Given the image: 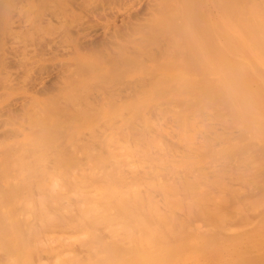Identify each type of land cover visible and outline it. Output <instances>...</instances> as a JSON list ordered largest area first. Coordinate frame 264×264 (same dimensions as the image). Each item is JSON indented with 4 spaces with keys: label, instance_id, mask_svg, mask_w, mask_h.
Listing matches in <instances>:
<instances>
[{
    "label": "bare ground",
    "instance_id": "bare-ground-1",
    "mask_svg": "<svg viewBox=\"0 0 264 264\" xmlns=\"http://www.w3.org/2000/svg\"><path fill=\"white\" fill-rule=\"evenodd\" d=\"M86 1L0 0V51ZM136 1L98 0L66 50L58 40L46 48L89 66L65 60L58 70L60 60L58 81L35 91L32 65L0 77L10 99L0 122L17 110L40 117L45 94L64 105L60 117L90 122L58 133L64 119L43 103L59 125L28 118L36 129L21 138L9 127L17 142L12 156L5 143L0 151V264H264V0ZM126 6L135 12L118 27ZM15 57H0L2 67ZM254 233L263 237L253 251L234 255Z\"/></svg>",
    "mask_w": 264,
    "mask_h": 264
},
{
    "label": "rangeland",
    "instance_id": "rangeland-1",
    "mask_svg": "<svg viewBox=\"0 0 264 264\" xmlns=\"http://www.w3.org/2000/svg\"><path fill=\"white\" fill-rule=\"evenodd\" d=\"M86 1V0H85ZM97 1L98 0H87L86 2H84V4H86V5H84L83 4V6H81V7H79V9H76V10H74V12L73 11H71V10H69V9H67L68 11H66V15H65V17H64V15H63V17H64V19L65 20H62V21H56V20H53V22H52V24H49V23H45L44 24V28H43V32L41 33V35H40V37L39 36H37V35H34V37H32V38H30V39H27V38H24L23 36H25V34H21V33H19V34H16L14 37H12L11 39H9V41H8V44L4 47V50L1 52V58H2V56H9L10 58H13L14 56H16L14 59H13V62H12V64L8 67V68H3L2 67V64L0 63V77H6L9 81L11 80V79H15L16 77H18V76H21L22 74H23V72H25V66H26V64H28V65H32V67H33V69L30 71V77H28V78H31L32 77V79L34 78V81H31L30 79H28V81H27V79H26V83H27V85L29 84V82L32 84V91H35L36 89H37V83H41L44 79H46V78H48V79H46V80H48V82H49V80L51 79V77H55V78H53V79H55V82L56 81H58V79H57V77H56V71L57 70H54V66L56 65L55 63L56 62H59L60 60L61 61H65V60H67V61H71L72 60V57L73 56H69V55H67L68 53H67V51H62V47H57V46H54L55 48H53V49H55V52L54 51H52L51 52V50H48V49H46V48H48V46H49V44H52L53 42H54V40L55 41H57L58 40V43H59V46H61V44L60 43H62L63 45V47L65 48V46H67L66 48H68L70 45H71V41L69 40V39H71V38H69L68 39V35H69V33L71 34V35H75L74 33L72 34L71 33V31L72 32H75L74 30H75V27L78 25V24H82L83 22H85V21H87L88 20V18H89V15L91 14V11L94 9V8H96V6H95V3H97ZM91 2V3H90ZM146 2H147V0H137L136 2H135V4H134V6H135V8L137 9V7H139V6H141L143 3H145V4H143V6L144 5H146ZM94 3V4H93ZM90 4V5H89ZM97 5V4H96ZM95 6V7H94ZM127 7V6H126ZM133 7V6H132ZM132 7H127L126 9H120V11H119V13H118V19H116V21H115V24L119 27V26H121V24L123 25V21L125 20H127V18H128V16H129V14H132V13H134L135 12V8L133 9ZM118 9V8H117ZM91 10V11H90ZM119 10V9H118ZM118 10H116V11H118ZM109 11V10H108ZM61 12V11H60ZM129 13V14H128ZM96 15H99V13L97 14L96 13ZM127 16V17H126ZM126 18V19H125ZM123 20V21H122ZM55 21V22H54ZM125 21H124V23H125ZM109 26H113V25H109ZM95 33V32H94ZM70 36V35H69ZM53 41V42H52ZM61 41V42H60ZM39 42H41V44H42V47H44L43 49H44V52H42L41 51V56L39 55V53H38V51H37V48H38V46H39ZM67 44V45H66ZM65 45V46H64ZM47 46V47H46ZM57 48H61L60 50L63 52H58V50H57ZM66 48H65V50H66ZM14 49H16L15 51H14ZM56 50H57V52H58V54L56 55ZM59 50V51H60ZM249 55L251 56V58H253V60H255L256 61V63H257V65L259 66V64H261V61H260V58H259V53L255 50V48H253V47H251V48H249ZM55 53V54H54ZM65 55V56H64ZM75 57V56H74ZM73 57V58H74ZM76 58L78 59H80L79 61H77L76 60ZM76 58L75 59H73L70 63H72L73 61V63H74V66L75 65H77V63H78V66H76V67H78L77 69V71H79V64H81L82 62H85V63H83V64H81V66L83 65L84 66V64L85 65H88V58H86V57H84V56H76ZM83 58V59H82ZM76 60V61H75ZM60 61V62H61ZM67 61H65V63H57V66H55V68L56 69H58V67L59 66H61L62 64L64 65V64H66V62ZM81 61V62H80ZM80 62V63H79ZM43 64V66H44V70H42L41 71V73H37V68L40 66V65H42ZM67 64H68V62H67ZM66 64V65H67ZM59 65V66H58ZM45 66H47V70L45 71V69H46V67ZM65 66V65H64ZM89 66V65H88ZM88 66L86 67V69L88 68ZM76 67H74V70H73V73H71L72 74V76L74 75V72L76 71ZM90 68V67H89ZM263 68V69H262ZM262 71H264V67L262 66ZM65 69V71H67L66 70V68H64ZM69 69V68H68ZM81 69V68H80ZM85 68H83V71H81L80 73L78 72V74H80L81 75V73L82 72H85V75H87L88 73H86V70ZM91 69V68H90ZM58 70H60V67H59V69ZM92 70V69H91ZM52 71L54 72L55 71V73H52ZM69 72V71H68ZM67 72V73H68ZM88 72H89V69H88ZM66 73V74H67ZM57 74H59V73H57ZM71 74L69 73L68 74V76H66L65 78H67V79H69L68 77H71ZM82 74H84V73H82ZM41 75V76H40ZM76 75H77V73H76ZM76 75H74V76H76ZM25 76H26V73H25ZM39 76V77H38ZM83 76V75H82ZM41 77H42V79H41ZM39 80H38V79ZM74 77H71L70 79H73ZM24 79V78H23ZM57 79V80H56ZM82 79H84V77L82 78ZM36 80V81H35ZM37 81H39V82H37ZM53 81V80H52ZM0 82H2V79L0 78ZM44 82V81H43ZM34 83H36V85L34 84ZM50 83H52L51 82V80H50ZM34 84V85H33ZM0 88H2V83H0ZM4 91H3V89H0V112L1 111H3V108L6 106H4V104H6V102L8 103V101L10 100V99H8L6 96L4 97V95L2 96V93H3ZM49 94H45V96H44V94H43V96H44V98L43 97H41L40 96V98H41V102H43L44 104H45V106L48 108V111L50 110V113H51V111H53L51 108H53V106L55 105V103L54 104H51V106H50V104L49 103H52V102H50V100L48 99H46L47 97L46 96H48ZM53 95V94H52ZM52 95H50V96H52ZM49 97V96H48ZM6 98V99H5ZM46 100H47V103H48V101H49V103L47 104L46 103ZM42 103V104H43ZM11 104H13V107L15 106V104H16V100L15 101H12V103ZM42 104H40L39 106H34V108L32 107V109H31V112H32V110L34 109V111L36 110V108H38V110H36V112H37V114H38V111H39V109L41 108V111H45V113L42 115V113H40L41 111H39V116L41 117V119H42V122L43 121H45V123H47L46 125H48L49 123L51 124V123H55L56 125H59V124H57L56 123V121L54 122V120L56 119V120H59V117H60V115H62L63 113L61 112L62 110L64 111V108H63V106L62 105H55L54 107L56 108V112H57V116H59L58 118H55V116L52 118L50 115L51 114H48V112L46 111L47 109H46V107L44 106V104L42 105ZM53 105V106H52ZM4 106V107H3ZM50 106V107H49ZM16 107V106H15ZM14 107V108H15ZM135 107V106H134ZM2 108V109H1ZM43 108H45V109H43ZM54 109V108H53ZM59 109H62L61 111H59V112H61L62 114H59L58 113V111L57 110H59ZM55 110V109H54ZM17 111H19L18 113L17 112H15V114L17 113V114H19V115H17L16 114V117L17 116H19V118H20V114L22 115V117H24L25 118V115H26V120L25 119H22V121L18 118V120H16L17 122H19L20 124L22 123V124H24L25 126L24 127H22L20 124H18L16 121H14L16 118H7V117H5V119H6V121L4 120L3 122H4V124H3V122L1 121L0 122V142H3V143H0L1 145H0V151H2V153L4 154V153H6V149H5V151H3V149H4V143L8 146V148L10 149V147L12 148L10 151H9V149L7 148V146H6V148L8 149L7 151V153L8 154H10L11 155V151L13 150V146L12 145H14L17 141L16 140H13L14 138H12V137H10V134L12 135V130L13 129H16L17 128V130L19 129L20 130V138L23 136V134L25 133V134H29V133H31V134H34L33 132H34V130L36 129V128H33L32 130H29V129H31L32 127L31 126H33V121L35 122V120H37V119H39L40 117H38V115L36 116V114H35V112H33L34 114H35V116H33L34 114H31L32 115V117H31V119H30V113L28 114V113H25V115H23L22 113H21V111L22 110H17ZM43 111V112H44ZM111 111H114V110H112L111 109ZM128 111V110H127ZM23 113H24V111H23ZM52 113H54V111L52 112ZM66 113V112H65ZM124 113H126V110L124 111ZM15 114H13V115H15ZM27 114L29 115V116H27ZM59 114V115H58ZM55 115V114H54ZM64 116H65V114H63ZM67 115V114H66ZM46 116V117H45ZM49 116V117H48ZM64 116L62 117L63 119H64ZM21 117V118H22ZM60 117V120L62 119ZM28 118L32 121V125L30 126V123H29V120H28ZM34 118V119H33ZM48 119V121H49V123H48V121L47 120H43V119ZM68 118V121H69V119L71 120V117L69 118L68 116L66 117V119ZM41 119H39L40 120V122H41ZM66 119H64V121L66 122ZM10 122H8V121ZM11 120H13V121H11ZM23 120H25V122H23ZM28 120V121H27ZM60 120H59V122H60ZM75 119H73L72 118V123H68V121H67V123L69 124V126L70 127H72V126H74L73 128H70V130H67V128L68 127H66V125H68V124H66V123H64V121L63 122H61V124H62V126L64 127V128H66V129H64V128H62V126H55V127H57V129L59 130V129H61V131H62V129L64 130V133H69L70 131L72 132V130H77L78 131V129H80L79 127V125L81 124V125H83V126H81V129H83V128H85L87 125H88V123H90V122H88L87 123V121H85V120H81V122H80V124L77 122L76 123V121H74ZM78 120V119H77ZM52 121V122H51ZM82 121H83V123L85 122V123H87V124H82ZM16 122V123H15ZM12 123H15V124H13L12 125ZM36 123H37V121H36ZM44 123V122H43ZM10 124V125H9ZM35 124V123H34ZM95 124V123H94ZM170 124H172V123H170ZM169 124V125H170ZM5 125V126H4ZM27 125L28 126H30V128H28V132L27 131H25L24 130V128L25 127H27ZM45 125V124H44ZM54 125V124H53ZM78 125V126H77ZM14 126L16 127V128H14ZM20 126V127H19ZM35 126L37 127V128H42V126H39V123L36 125L35 124ZM39 126V127H38ZM75 126H77L78 128H76ZM219 127H221L220 125H218ZM6 127V128H5ZM12 129H10V128ZM45 127V126H44ZM43 127V128H44ZM8 128V130H10V131H8L9 133L7 134V131H4V130H6ZM68 128V129H69ZM26 129V128H25ZM38 129V130H39ZM60 130H59V132L58 133H60L61 132ZM4 132H5V134L6 135H8V137L10 138H8L7 140H4L5 138H7V136L6 135H4ZM14 132H16V130L14 131ZM13 132V133H14ZM18 132V131H17ZM14 133V135L15 134H18V133ZM57 132V131H56ZM54 133V131L53 132H50L49 133V135L50 134H55L54 135V137H56V136H58L59 134L58 133ZM21 133H22V135H21ZM63 133V131H62V134H64ZM172 133V132H171ZM38 133H36V135H34L35 137H38L39 135H37ZM62 134H60V135H62ZM13 135V136H14ZM65 135V134H64ZM2 136V137H1ZM63 136V135H62ZM62 136H61V138H62ZM51 137H53L52 135H51ZM51 137L50 136H48V139L50 140L51 139ZM12 138V139H11ZM59 140H60V136H59V138H58ZM58 140V141H59ZM10 143H13V144H10ZM11 145V146H10ZM18 148V147H17ZM15 149L14 148V151L16 150V152H18V151H20L21 152V150L18 148V149ZM18 150V151H17ZM9 152H11V153H9ZM14 153V156H15V154L16 155H18V154H20V152L19 153ZM22 152H23V150H22ZM1 153V154H2ZM22 154V153H21ZM4 156V155H3ZM6 156H7V158L8 157H10V156H8L7 154H6ZM6 156H4V158H6ZM12 156V155H11ZM20 155H18L17 157H19ZM0 158H2V155L0 156ZM12 157H10V159H11ZM15 159H17L16 157H14ZM13 158V160H15ZM3 159V158H2ZM5 160V159H4ZM12 160V159H11ZM12 160V161H13ZM198 160H201V158L200 159H198ZM1 161H3V160H1L0 159V165L2 164V162ZM6 161V160H5ZM7 161H9V159L7 160ZM4 163V162H3ZM0 174H1V170H0ZM2 175H5V174H2ZM1 176V175H0ZM260 233V232H259ZM262 235H264L263 233H262ZM261 234H250V238H247V239H249V240H251L252 242H251V244H250V246H245V247H243V248H237V249H235V252H234V255H238V252H236V251H238V250H241V249H243L244 251H246L247 253H249L251 250L253 251V247L251 248V245H254V240H256V239H260L261 237H263ZM243 240H246V238H244ZM240 241H237L236 242V245L238 246V243H239ZM240 244V243H239ZM252 259L254 260L255 259V256H254V258L252 257ZM241 260V259H240ZM238 258H236V262L234 263V264H238L239 263V261H240ZM250 264H254V261H251V263Z\"/></svg>",
    "mask_w": 264,
    "mask_h": 264
}]
</instances>
